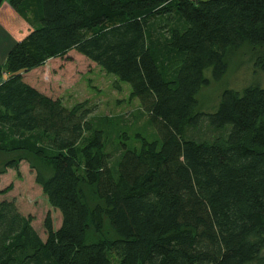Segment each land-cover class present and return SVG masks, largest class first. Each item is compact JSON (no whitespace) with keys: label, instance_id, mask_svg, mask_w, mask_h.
I'll list each match as a JSON object with an SVG mask.
<instances>
[{"label":"trees","instance_id":"obj_1","mask_svg":"<svg viewBox=\"0 0 264 264\" xmlns=\"http://www.w3.org/2000/svg\"><path fill=\"white\" fill-rule=\"evenodd\" d=\"M6 3L33 30L0 66V154L51 165L36 181L62 225L48 215L43 240L15 200L0 201V264H264V86L226 90L212 112L198 100L226 77L230 51L264 49V0ZM72 51L131 87L153 141L110 151L95 107L26 81ZM80 185L102 204L91 209ZM106 220L117 238L88 242Z\"/></svg>","mask_w":264,"mask_h":264},{"label":"rangeland","instance_id":"obj_2","mask_svg":"<svg viewBox=\"0 0 264 264\" xmlns=\"http://www.w3.org/2000/svg\"><path fill=\"white\" fill-rule=\"evenodd\" d=\"M15 13L12 11V18L21 22ZM21 23L24 25L23 21ZM24 27V31H21L23 33H27V29L29 32L33 30L30 24ZM12 35L14 37L16 34ZM228 64L226 77L221 82H213L198 96L200 111H214L226 90L242 92L249 86H264L263 48L255 49L246 45L230 51ZM25 78L46 95L61 99L69 108L79 103L95 107L93 118L109 120L106 130L111 134L110 151L124 148L125 145L140 148L143 139L153 141L156 138L147 116L141 111L139 100L131 96V87L75 51L63 58L49 60L43 67L26 74ZM9 161H14L15 169L8 168ZM52 171L49 163L31 153L0 154V201L15 200L23 215L33 217V226L43 240L47 239L45 219L48 215L52 216L55 229L62 225L61 212L50 206L42 187L36 181L40 175L48 179ZM79 189L84 202L91 209L102 204L95 187L80 185ZM115 238L117 236L107 220L102 233H96L91 227L87 234L88 242Z\"/></svg>","mask_w":264,"mask_h":264},{"label":"crops","instance_id":"obj_3","mask_svg":"<svg viewBox=\"0 0 264 264\" xmlns=\"http://www.w3.org/2000/svg\"><path fill=\"white\" fill-rule=\"evenodd\" d=\"M4 10V11H3ZM8 10V13H7ZM12 11H14L8 4H5L0 9V66H3L7 60L8 54L11 51L14 44L23 40L30 32L27 29V33H23L25 25L29 23L19 15V20L23 21L24 25L18 20H14L12 17ZM3 12V13H2ZM16 14V13H15ZM23 28V30H21ZM17 31V33L15 32ZM16 34L14 37L12 34ZM6 79V75L0 76V84Z\"/></svg>","mask_w":264,"mask_h":264}]
</instances>
